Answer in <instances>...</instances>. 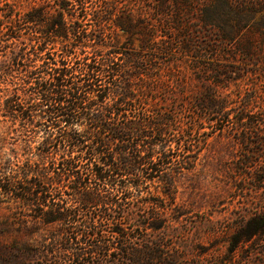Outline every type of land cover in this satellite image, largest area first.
<instances>
[{
  "label": "trees",
  "instance_id": "16d2710c",
  "mask_svg": "<svg viewBox=\"0 0 264 264\" xmlns=\"http://www.w3.org/2000/svg\"><path fill=\"white\" fill-rule=\"evenodd\" d=\"M22 1L36 4L23 12ZM205 3L156 0V14L166 19L154 26L133 9L118 8V0H0V116L18 122L25 134H40L41 139L36 147L38 161L26 157L19 164L16 156L12 162L4 161L0 194L17 204L31 228L37 224L58 227L52 242L54 249L64 242L62 255L77 261L126 255L131 264H171L156 253V245L146 242L138 248L126 234L111 229L109 237L102 228L119 225L120 214L133 201L142 200L148 184L159 183L163 196L173 200L176 173L187 169L180 159L173 165V159H182L185 151L168 132L163 117L146 116L152 112L137 98L135 79H153L155 55L173 59L188 54L202 35L226 47L230 58L246 64L261 62L264 67V54H260L264 18L251 22L255 13L264 12V1ZM193 15L199 37L190 26ZM79 19L85 24H77ZM115 28L129 37L138 36L139 51L96 50L94 46L111 43ZM257 33L261 39L254 36ZM173 42L174 49L169 45ZM56 44L59 51L53 52ZM88 48L91 52L85 54ZM206 48L202 46L200 52L206 53ZM213 59L217 60L214 55L199 56L193 67L202 65L203 75L218 86L226 81L225 74L234 71L214 67ZM203 94L196 107L219 114L223 102ZM248 120L243 130L253 128ZM25 155L35 154L28 149ZM259 171L264 174V169ZM81 209L89 213L87 218L80 219ZM140 226L151 231L160 228L157 220L149 218H143ZM263 234L264 216H257L239 229L232 242L236 247Z\"/></svg>",
  "mask_w": 264,
  "mask_h": 264
},
{
  "label": "rangeland",
  "instance_id": "374dc122",
  "mask_svg": "<svg viewBox=\"0 0 264 264\" xmlns=\"http://www.w3.org/2000/svg\"><path fill=\"white\" fill-rule=\"evenodd\" d=\"M206 1L202 0V4ZM236 1L241 5L253 3V0ZM22 2L19 9L23 12L36 4ZM118 2L121 3L118 8H124L123 11L133 9L142 21L154 26H160L166 19V15L156 14V0ZM163 11L169 14L168 9ZM263 18L264 12H257L251 22L258 23ZM81 20H77L80 26L85 24ZM195 22L193 15L190 26L194 35L199 37ZM162 32V29L157 30L158 35ZM170 36L174 37L173 34ZM254 36L261 37L258 33ZM199 38L194 40L196 43L188 54H177L173 59L167 55H155L158 59L153 63V79H135L134 82L139 87L137 98L152 112L146 116L153 118L157 114L163 117L168 132L185 151L182 159H173V165L180 159L187 168L176 173L174 199L163 196L159 183L148 184L143 189L142 200L133 201L120 214L119 225L104 226L102 230L109 237L111 229L118 230L138 248L146 242L156 245V253L171 264H264V234L236 247L232 242L246 222L264 216V174L259 171L264 169V67L261 62L246 64L239 58L232 59L226 55V47L212 44L207 36ZM110 40L106 46L94 48L103 52L113 48L139 51L138 36L129 37L118 28L114 29ZM169 45L172 49L176 47L174 42ZM205 45L208 47L206 53L200 52ZM59 47L56 44L52 51L58 52ZM84 52L90 54L91 49ZM140 54H145L143 59H147L146 51ZM205 54L216 57L214 67L220 66L223 72H227V67L234 73L225 74L226 81L222 84H213L215 81L211 77L203 75L202 65L193 67V60ZM260 54H264V46ZM6 55L11 54L6 50ZM12 75L18 76L15 72ZM2 89L0 84V91ZM205 92L223 102L219 114H209L196 107ZM248 118H251L253 128L243 130V125L250 123ZM218 129L222 131H216ZM37 136L25 134L18 122L0 116V167L6 160H15L14 156L19 164L26 157L32 162L38 161L36 147L41 139L40 134ZM171 147L177 157L179 153L174 144ZM28 149L35 155H25ZM80 213V219L89 214L84 209ZM143 218L157 220L159 230L141 227ZM26 220L28 218L20 212L17 204L0 194V264H131L126 255L88 257L83 261L62 255L64 242L55 249L52 242L58 227L37 224L31 228Z\"/></svg>",
  "mask_w": 264,
  "mask_h": 264
}]
</instances>
